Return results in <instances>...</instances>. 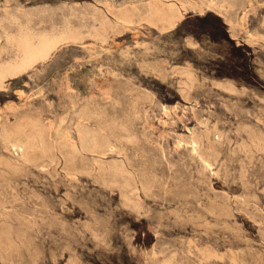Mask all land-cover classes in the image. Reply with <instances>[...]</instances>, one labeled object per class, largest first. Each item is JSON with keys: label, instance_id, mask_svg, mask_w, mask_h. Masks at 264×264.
Wrapping results in <instances>:
<instances>
[{"label": "rangeland", "instance_id": "1", "mask_svg": "<svg viewBox=\"0 0 264 264\" xmlns=\"http://www.w3.org/2000/svg\"><path fill=\"white\" fill-rule=\"evenodd\" d=\"M162 1L187 7L174 27L139 16L101 42L90 35L94 17L144 10L148 0H0V49L3 28L17 31L10 14L31 16L36 32L69 22L81 32L0 87V264L264 263V0H235L227 17L201 10L202 0ZM85 100L99 114L86 123L113 143L106 153L80 145L75 115ZM24 119L49 125L52 156L35 149L23 159L8 147L3 124Z\"/></svg>", "mask_w": 264, "mask_h": 264}, {"label": "bare ground", "instance_id": "2", "mask_svg": "<svg viewBox=\"0 0 264 264\" xmlns=\"http://www.w3.org/2000/svg\"><path fill=\"white\" fill-rule=\"evenodd\" d=\"M151 1V0H150ZM150 1L148 0V4H147V7L144 9V10H139V9H137L136 7H133V8H113L112 7V9H111V11L110 12H112V14H113V18L112 17H109L108 15H101V16H96V17H94V20L96 21V23H94V24H92L91 25V27H90V25H88L89 27H90V35H92L93 37H95L96 39H98L99 41H101V42H105V41H107V39H108V34L110 33V32H115V33H118V32H120L121 30H123L124 28H127L128 26H129V24L130 23H132L133 22V20H134V18L135 17H139L140 16V18L141 19H143V20H145V21H147L148 23H150V24H153V25H155L156 27H158L159 29H161V30H165V29H169V28H172V27H174L175 25H176V23L181 19V17L183 16V11L185 10V8H187V7H184L183 5V7H179V5L177 6V5H175V4H173L172 2L170 3V4H165V3H163L164 1H162L161 0V2H158V0H154V1H152V3H150ZM160 1V0H159ZM178 1V0H177ZM235 0H202L201 2H199V4H198V7L202 10V9H204L205 7H211V8H215V9H217L220 13H222L224 16H230V15H232L233 14V12L231 13V8H233L234 6H235V2H234ZM246 1V0H245ZM179 2V1H178ZM191 2V1H190ZM81 3V2H80ZM147 3V2H146ZM186 3V2H185ZM192 3V2H191ZM106 4V3H105ZM142 4H143V2H142ZM135 6V5H134ZM143 6V5H142ZM144 6H146V5H144ZM192 7V6H191ZM198 8V9H199ZM37 9V8H36ZM66 9V8H65ZM222 10L224 11H226L225 13L224 12H222ZM33 15V14H32ZM24 16V18L26 19L25 20V22H22L21 20H20V16L19 15H16V14H10L9 16L7 15V17H6V19H8V21H10L12 24H14V25H17V31L14 33H11V32H9L6 28H3L4 29V37H5V44H7L6 46L9 48H7L6 46H4V47H2L1 49H0V87H3L4 86V84H5V81H6V78L7 77H9V76H14V75H16V74H19V73H21V72H23V71H25V70H27V69H29V68H31V67H33L37 62L39 63L40 61H45V60H47L48 58H50L51 57V55L53 54V52L61 45V44H63V43H67L68 41H77V40H79L80 38H81V32L79 31V30H77V29H74V28H72V26H70L69 24H71L70 22H69V24H66V26L61 30V31H59V32H49V33H44V32H36L33 28H32V25H31V27H29L28 26V21L30 22V20L32 21V18H31V16H29L28 14H26V13H24L23 15H22V17ZM33 17V16H32ZM68 17V16H67ZM66 17V18H67ZM70 19V18H69ZM140 19V21H142ZM67 20V19H66ZM66 20H65V23H66ZM72 20V19H71ZM138 20V19H137ZM233 19H231V20H229V22L231 23V28H234V24L232 23V22H234V21H232ZM235 20V19H234ZM5 21V20H4ZM139 21V20H138ZM136 22V21H135ZM65 23H64V25H65ZM146 23V22H145ZM237 23V22H236ZM2 24V23H1ZM82 24V23H81ZM136 24V23H135ZM142 24V23H141ZM53 25V24H52ZM134 25V24H133ZM263 25H264V19H263ZM2 26V25H1ZM54 26V25H53ZM53 26H51V27H53ZM73 26H75V25H73ZM83 26V25H82ZM62 27V26H61ZM132 27V26H131ZM130 27V28H131ZM75 28H79L78 26L77 27H75ZM81 28V27H80ZM2 29V30H3ZM82 29V28H81ZM44 30V29H43ZM60 30V29H59ZM160 30V31H161ZM84 31V30H83ZM82 31V32H83ZM86 33V32H85ZM262 35V34H261ZM263 36V35H262ZM2 37V34H0V38ZM72 43V42H71ZM70 43V44H71ZM79 43V42H78ZM59 49V48H58ZM3 52L5 53L6 52V55H7V57H6V55H5V57H4V55H3ZM188 70V69H187ZM184 71V70H183ZM181 74H183V73H181ZM186 74V73H185ZM190 75V74H189ZM188 76V75H187ZM192 76V75H191ZM186 77V76H185ZM189 77V76H188ZM188 77H186V78H188ZM187 80V79H186ZM113 81V80H112ZM188 81V80H187ZM192 82H193V80H192ZM180 83V82H179ZM186 83V82H185ZM181 84V83H180ZM189 84V83H188ZM193 84V83H192ZM228 85V84H227ZM183 86V85H182ZM180 88H182V87H180ZM188 89V88H187ZM189 90V89H188ZM187 90V91H188ZM190 91V90H189ZM104 93H106V91L104 92ZM131 93V92H130ZM136 94V93H135ZM144 94V93H143ZM183 94V93H182ZM187 94V96L185 97V95ZM188 94H189V92L188 93H184V97L185 98H187L188 97ZM105 95V94H104ZM112 95V94H111ZM106 96H107V93H106ZM106 96H105V98H106ZM189 97H190V95H189ZM109 98H111V97H109ZM106 99H108V98H106ZM190 99H191V97H190ZM113 100V99H112ZM91 102V101H90ZM90 102L89 101H86L85 100V102L80 106V108L78 109V111H77V114L75 115V116H77V121H76V131H77V133H78V138H79V142H80V145H81V147L82 148H84V149H89V150H93V152L94 151H98V152H103L104 150L106 151V149H108V148H112V142L111 141H109L108 139H107V137H103L98 131H93L92 129H90V127H89V125L86 123V120H87V118H88V120H89V117L91 116L92 117V115L93 114H95L96 113V110H95V108H93L92 107V105L90 104ZM163 105V104H162ZM168 109H170V107L168 108ZM99 111V110H98ZM164 111H165V109H164ZM163 111V112H164ZM101 112V111H100ZM170 112V111H169ZM134 113H135V111H134ZM104 114V113H103ZM126 114V113H125ZM125 114H123V115H125ZM129 114V113H128ZM95 115H99V114H95ZM135 116H136V113H135ZM90 117V118H91ZM94 117V116H93ZM101 117V116H100ZM129 117V116H128ZM131 117H132V115H131ZM130 117V118H131ZM97 119H98V116L96 117ZM120 118V117H119ZM124 118V117H123ZM126 118H127V116H126ZM139 118V117H138ZM170 118V117H169ZM93 119V118H92ZM118 119V118H117ZM120 119H122V118H120ZM129 119V118H128ZM131 119H135L134 117L133 118H131ZM130 119V120H131ZM25 120V119H24ZM95 120V119H94ZM101 120V119H100ZM124 120V119H123ZM126 120V119H125ZM124 120V121H125ZM132 120V121H133ZM137 120V119H136ZM104 121V120H103ZM121 121V120H120ZM5 122V121H4ZM105 122V121H104ZM103 122V123H104ZM110 122V121H109ZM126 122H129V121H126ZM89 123V122H88ZM97 123H99V121L97 122ZM103 123H101V126L103 125ZM165 123V122H164ZM124 124V123H123ZM128 124V123H127ZM130 124H132V122L130 123ZM107 126H108V124H106ZM120 125V124H119ZM134 125V124H133ZM116 126V125H115ZM124 126V125H123ZM203 126V125H202ZM104 128H105V126H103ZM112 127H114V126H112ZM120 127V126H119ZM126 127H127V125H126ZM204 127V126H203ZM99 128V127H98ZM101 128V127H100ZM111 128V127H110ZM110 128H109V130H110ZM53 129V128H52ZM51 129V130H52ZM106 130H107V128H105ZM120 129V128H119ZM133 129V128H132ZM101 130V129H100ZM117 130H118V128H117ZM196 129H194V131H195ZM257 130V129H256ZM259 130V129H258ZM112 131H114V129L112 130ZM119 131V130H118ZM117 131V132H118ZM120 131H122V130H120ZM119 131V132H120ZM203 131V130H202ZM3 135H1L2 136V138L4 137V139H5V142L7 143V145H8V147H12L15 151L16 150H20L21 151V156H22V158L23 159H26V158H28L30 155H34L35 156V154H31V152L32 153H34L33 152V150H35V149H37V150H39L41 153L40 154H42L43 156L44 155H50V153L51 154H53L54 153V145H55V143H54V145H53V138H52V136H51V133H50V127H49V125L48 124H46L42 119H37V120H33V119H27V120H25V121H23V122H21L20 124L18 123V124H16V125H10L9 124V122H5L4 124H3ZM1 132V133H2ZM134 132V131H133ZM132 132V133H133ZM250 133V132H249ZM111 134H114V132L112 133L111 132ZM119 134V136H120V133H118ZM127 134V133H126ZM126 134H124V135H126ZM198 134V133H197ZM200 134V133H199ZM262 134V133H261ZM260 134V135H261ZM264 134V133H263ZM116 135V134H115ZM122 135H123V133H122ZM121 135V136H122ZM133 135V134H132ZM259 135V136H260ZM199 136H201V135H199ZM218 136V135H217ZM256 136V135H255ZM67 139H66V142H65V144L64 145H72L71 143H70V134H67ZM114 137H116V136H114ZM125 137V136H124ZM163 137V136H162ZM188 136H186V138H187ZM252 137V136H251ZM257 137V136H256ZM109 138V137H108ZM117 138V137H116ZM131 138V137H130ZM134 138H135V135H134ZM140 138V137H139ZM180 138V137H179ZM182 138V137H181ZM188 138H190V137H188ZM187 138V139H188ZM201 138V137H200ZM205 138V137H204ZM220 138V137H219ZM222 138V137H221ZM253 138V137H252ZM138 139V138H137ZM162 139V138H161ZM202 139V138H201ZM65 140V139H64ZM68 140H69V142H68ZM117 140V139H116ZM128 140V139H127ZM130 140V139H129ZM128 140V141H129ZM133 140V139H132ZM163 140V139H162ZM183 140L185 141V139L183 138ZM2 141H3V139H2ZM118 141H119V138H118ZM182 141V140H181ZM187 141V140H186ZM185 141V142H186ZM190 141V140H189ZM192 141V140H191ZM260 141V140H259ZM4 142V141H3ZM2 142V143H3ZM64 142V141H63ZM120 142V141H119ZM262 142V141H261ZM152 143V142H151ZM156 143V142H155ZM160 143V142H159ZM178 143V142H177ZM219 143V142H218ZM263 143V142H262ZM4 144L5 143H3V146H4ZM62 144V143H61ZM115 144V143H114ZM153 144V143H152ZM192 144V143H191ZM199 144V143H198ZM208 144V143H207ZM7 145H5L6 147H7ZM75 145V144H74ZM157 145V144H156ZM161 145H162V143H161ZM164 145V144H163ZM176 145V144H175ZM178 145V144H177ZM180 145V144H179ZM178 145V146H179ZM182 145V144H181ZM200 145H202V144H200ZM205 145V144H204ZM219 145V144H218ZM255 145V144H254ZM5 146L3 147V149L5 148ZM63 146V145H62ZM62 146H60V147H58L59 149L62 147ZM160 146V145H159ZM197 146V145H196ZM220 146V145H219ZM74 147V146H73ZM76 147V146H75ZM80 147V148H81ZM120 147V146H119ZM118 147V148H119ZM162 147H164V146H162ZM209 147V146H208ZM218 146H216V148H217ZM11 148V149H12ZM63 148H65V147H63ZM67 148V147H66ZM121 148H122V146H121ZM121 148H120V150H121ZM153 148H156V147H154L153 146ZM165 148V147H164ZM163 148V149H164ZM213 148H215V147H213ZM229 148V147H228ZM6 149V148H5ZM10 149V150H11ZM71 149H72V147H71ZM75 149V148H74ZM123 149V148H122ZM157 149V148H156ZM178 149H180V148H178ZM194 149V148H193ZM200 149V148H199ZM198 149V150H199ZM201 149H205L204 147L202 148L201 147ZM200 149V150H201ZM218 149V148H217ZM63 150H64V153H65V149H62V152H63ZM68 150V149H67ZM66 150V151H67ZM82 150V149H81ZM87 150H85L84 152L86 153V151ZM126 150V149H125ZM157 150H159V149H157ZM195 150V149H194ZM36 151V150H35ZM52 151H53V153H52ZM70 151L71 150H68V152H69V154H71L70 153ZM72 151H73V149H72ZM75 151H77V150H75ZM111 151V150H110ZM206 151V150H205ZM212 151H214L213 149H212ZM8 152H9V150H8ZM11 152V151H10ZM19 152V151H18ZM18 152H16V153H18ZM58 152L60 153L61 151L60 150H58ZM120 152V151H119ZM160 152V151H159ZM221 152V151H220ZM219 152V153H220ZM35 153H37V152H35ZM56 153V152H55ZM67 153V152H66ZM91 153H92V151H91ZM103 153H106V152H103ZM108 153H110V152H108ZM107 153V154H108ZM123 153V152H122ZM161 153V152H160ZM194 153V152H193ZM202 153V152H201ZM209 153H211V152H209ZM60 154H62V153H60ZM69 154H68V156H69ZM74 154H76V153H74ZM95 154H97V153H95ZM111 154V153H110ZM127 154V153H126ZM191 154H192V152H191ZM215 154V153H214ZM13 155V154H12ZM41 155V156H42ZM56 155V154H55ZM194 155V154H193ZM211 155H213L212 153H211ZM18 156H19V154H18ZM43 156L42 157H40L41 159L43 158ZM50 156H52V155H50ZM61 156H64V155H61ZM67 156V155H66ZM71 156H73V152H72V154H71ZM80 156V155H79ZM126 156V155H125ZM164 156V155H163ZM217 156V158H218V155H216ZM10 157V156H9ZM15 157V156H14ZM13 157V158H14ZM31 158H32V156H30ZM53 157H55V156H53ZM57 157V156H56ZM77 157V156H76ZM205 157V156H204ZM211 157V156H210ZM2 158V157H1ZM4 158H6L7 159V157H4ZM11 158V157H10ZM10 158H9V160H10ZM16 158V157H15ZM63 158H65V156L63 157ZM86 158V157H85ZM94 158V157H93ZM201 158H203V157H201ZM200 158V159H201ZM44 159V158H43ZM51 159H53L52 157H51ZM55 159V158H54ZM53 159V160H54ZM61 159V158H60ZM73 159V158H72ZM78 159H80V157L78 158ZM82 159H84V158H82ZM87 159V158H86ZM97 159V158H96ZM199 159V160H200ZM211 159V158H210ZM13 160V159H12ZM11 160V161H12ZM28 160V159H27ZM36 160V159H35ZM38 160V159H37ZM40 160V159H39ZM45 160V159H44ZM43 160V161H44ZM47 160H49V159H47ZM56 160H58V159H56ZM65 160H67L66 158H65ZM76 160V159H75ZM92 160V159H91ZM122 160V159H121ZM203 160V159H202ZM208 160V159H207ZM215 160V159H214ZM1 161V160H0ZM11 161H10V163H11ZM18 161V160H17ZM25 161V160H24ZM32 161H34V160H32ZM41 161V160H40ZM50 161V160H49ZM81 161H83V160H81L80 159V162ZM89 161V160H88ZM93 161V160H92ZM99 161V160H98ZM119 161V160H118ZM117 161V162H118ZM123 161V160H122ZM127 161H130L129 159L127 160ZM154 161V160H153ZM16 162V161H15ZM15 162H13V163H15ZM21 162H23L22 161V159H21ZM27 162V161H26ZM31 162V161H30ZM54 162H55V160H54ZM66 162H68V161H66ZM75 162V161H74ZM83 162H86V161H83ZM90 162V161H89ZM102 162V161H101ZM100 161H99V164L101 163ZM205 162V161H204ZM204 162H203V164H204ZM211 162V161H210ZM12 163V164H13ZM17 163V162H16ZM15 163V164H16ZM33 163V162H32ZM34 163H36V161L34 162ZM43 163V162H42ZM47 163H50V162H47ZM76 163V162H75ZM105 163V162H104ZM132 163V162H131ZM131 163L129 164V165H131ZM9 164V163H8ZM8 164H6V165H8ZM12 164H11V166H12ZM19 164V163H18ZM17 164V165H18ZM39 164V163H38ZM46 163H44V165H45ZM82 164V167H83V163H81ZM85 164V163H84ZM88 164V163H87ZM98 164V163H97ZM103 164V163H102ZM102 164H100V165H102ZM107 164H109V163H107ZM115 164H116V162H115ZM123 164V163H122ZM128 164V163H127ZM134 164V163H133ZM132 164V165H133ZM210 164V163H209ZM213 164V162L211 163V165ZM3 165H5V164H3ZM16 165V166H17ZM77 165H78V163H77ZM92 165V164H91ZM104 165V164H103ZM114 165V164H113ZM124 165V164H123ZM131 165V167H132V169H133V167L134 166H132ZM208 165V164H207ZM16 166H15V168H16ZM69 166V165H68ZM73 165H71V166H69V167H72ZM79 166V165H78ZM85 166V165H84ZM90 166V165H89ZM98 166V165H97ZM106 166V165H105ZM110 166H112V165H110ZM115 166V165H114ZM117 166V165H116ZM13 167V166H12ZM19 167V166H18ZM20 167H21V165H20ZM23 167V166H22ZM46 167V166H45ZM91 167V166H90ZM89 167V168H90ZM101 167H103V166H101ZM107 167V166H106ZM106 167H103V168H106ZM118 167H120V166H118ZM210 167V166H209ZM123 168V167H122ZM204 168H205V166H204ZM72 169H73V167H72ZM76 169V167L74 168V170ZM85 169V168H84ZM91 169V168H90ZM93 169V168H92ZM111 169V168H110ZM114 169V168H113ZM128 168H126V170H127ZM135 170H136V168H134ZM133 169V170H134ZM139 169H141V168H139ZM14 170V169H13ZM77 170V169H76ZM79 170V169H78ZM94 170H95V167H94ZM101 170H102V168H101ZM124 171H125V168L123 169ZM105 170L103 169V171L102 172H104ZM137 171V170H136ZM140 171V170H139ZM138 171V172H139ZM145 171V173L147 174V170H144ZM144 171H142V172H144ZM108 172V171H107ZM113 172V174L114 175H116V174H119V168H115L113 171H111V173ZM123 172V171H122ZM121 172V173H122ZM149 172V171H148ZM127 173V172H126ZM129 173H130V171H129ZM128 173V174H129ZM132 173V172H131ZM141 173V172H140ZM99 174H101V173H99ZM109 174V173H108ZM123 174H125V172H123ZM101 175H103V174H101ZM101 175H99V176H101ZM120 175V174H119ZM136 175H138V174H136ZM149 175V173L147 174V176ZM3 176V175H2ZM7 176V175H6ZM104 176V175H103ZM117 176V175H116ZM130 176V175H129ZM135 176V175H134ZM144 176H146L145 174H144ZM146 176V177H147ZM151 176V175H150ZM149 176V177H150ZM17 177H19V176H17ZM102 177V176H101ZM107 177V176H106ZM109 177V176H108ZM112 176H110V178H111ZM115 177V176H114ZM114 177H113V180H115L114 179ZM118 177V176H117ZM116 177V178H117ZM122 177V176H121ZM125 177V176H124ZM132 178H135V177H132ZM123 180V179H121V178H119L118 177V180ZM131 179V178H130ZM140 179H141V177H140ZM147 180V178H144L143 179V181H146ZM148 179H150V178H148ZM2 180V179H1ZM0 180V181H1ZM6 180V179H5ZM10 180V179H9ZM8 180V181H9ZM108 180V179H107ZM118 180H116V181H118ZM128 180V179H127ZM102 181H103V178H102ZM137 181V180H136ZM149 182H151L150 180H148ZM2 182H4V181H2ZM1 182V183H2ZM9 182H11V181H9ZM105 182V181H104ZM115 182V181H114ZM113 182V183H114ZM121 182V181H120ZM122 182H124V181H122ZM121 182V183H122ZM142 182V181H141ZM7 183V182H6ZM108 183V182H107ZM116 183V182H115ZM133 183V182H132ZM139 183H140V181H139ZM4 184V183H3ZM118 184H120V183H118ZM123 184V183H122ZM140 184H142V183H140ZM143 184H144V186H147L149 183H147V185H146V183L145 182H143ZM7 185V184H6ZM117 185V184H116ZM134 185V184H133ZM1 186V185H0ZM7 186H9V185H7ZM6 186V187H7ZM122 186V185H121ZM5 187V186H4ZM11 187V186H10ZM2 188V187H1ZM121 188V187H120ZM135 188V185H134V187H133V189ZM142 188H144V187H142ZM148 188V187H147ZM5 189V188H4ZM12 189V188H11ZM123 189V188H122ZM127 189H129V188H127ZM146 189V188H145ZM13 190V189H12ZM124 190V189H123ZM123 190H121V192L123 191ZM126 190V189H125ZM135 190V189H134ZM3 191V190H2ZM14 191H16V190H14ZM128 191V190H127ZM129 191H130V189H129ZM133 191V190H132ZM139 192V191H138ZM146 192V191H145ZM5 192H3V194H4ZM16 193V192H15ZM122 194V193H121ZM128 194V193H127ZM130 194V193H129ZM5 195L6 194H4V196L2 195V197H5ZM14 196V195H13ZM88 196V195H87ZM130 196H134V195H130ZM136 196V195H135ZM6 197H8V196H6ZM9 197H10V194H9ZM12 197V196H11ZM124 197V196H123ZM137 197V196H136ZM18 198V197H17ZM17 198L15 199V201L17 200ZM21 198V197H20ZM125 198V197H124ZM127 198H129V195L127 196ZM141 198V197H140ZM14 199V198H13ZM19 199V198H18ZM9 200V199H8ZM129 200H132L131 198L129 199ZM2 201V200H1ZM11 201H13V200H11ZM7 202V201H6ZM9 202V201H8ZM5 203V202H4ZM15 203V202H14ZM20 203V202H19ZM125 203H126V200H125ZM128 203H129V201H128ZM128 203H126V204H128ZM138 203V202H137ZM16 204V203H15ZM2 205V204H1ZM11 205V204H10ZM9 205V206H10ZM129 205V204H128ZM5 206V205H4ZM12 207V206H11ZM132 207H134V206H132ZM136 207V206H135ZM7 208V207H6ZM14 209V208H13ZM229 209V208H228ZM10 210V209H9ZM18 210V209H17ZM17 210H15V211H17ZM2 211V210H1ZM0 211V212H1ZM4 211V210H3ZM11 211V210H10ZM7 212V211H6ZM26 212V211H25ZM5 213V212H4ZM27 213V212H26ZM28 214V213H27ZM8 215V214H7ZM6 215V216H7ZM9 215H10V213H9ZM8 215V216H9ZM25 215V214H24ZM1 216H3V215H1ZM6 216L4 217V218H6ZM11 216V215H10ZM12 216H15V215H13L12 214ZM20 216V215H19ZM26 216V215H25ZM35 216V215H34ZM30 217V216H29ZM1 218V217H0ZM8 218V217H7ZM12 218V217H11ZM21 218H23V217H21ZM178 218V217H177ZM2 219V218H1ZM13 221H14V223H15V219H17V218H14L13 217ZM25 219V218H24ZM6 220V219H5ZM8 220H10V219H8ZM12 220V219H11ZM19 220V218L16 220V222H19L18 221ZM28 221V220H27ZM22 222V221H21ZM4 223V222H3ZM24 223V222H23ZM8 224H10V223H8ZM7 224V225H8ZM17 224V223H16ZM15 224V225H16ZM29 224V223H28ZM28 224H25V226L27 227L28 226ZM1 225H3L2 223H1ZM6 225V226H7ZM5 226V227H6ZM13 226V225H12ZM2 228V230H3V226H1ZM9 227V226H8ZM16 227V226H15ZM21 227V226H20ZM20 227H18V228H20ZM105 227V226H104ZM22 228H24V225H23V227ZM40 229V228H39ZM7 231H8V228L6 229ZM6 230H5V232H6ZM19 230V229H18ZM24 230L25 231H27V229H25L24 228ZM24 230H23V232H24ZM13 231V230H12ZM15 231V230H14ZM17 231V230H16ZM20 231V230H19ZM4 232V231H3ZM18 232V231H17ZM8 235H10V231L9 232H6ZM15 233V232H14ZM19 233V232H18ZM23 234V233H22ZM1 235H2V233H1ZM11 235H13V233L11 234ZM24 235H26V234H24ZM6 237H8L7 235H5ZM16 236H18V234L16 235ZM15 236V237H16ZM27 236V235H26ZM5 237V238H6ZM21 237V236H20ZM22 237H25V236H22ZM2 239H4V237L2 238ZM10 239V238H9ZM13 239H14V237H13ZM20 239V238H19ZM22 239V238H21ZM1 240V239H0ZM10 240H12V238L10 239ZM26 240V239H25ZM24 240V241H25ZM16 242V241H15ZM15 242H14V244H15ZM2 243V242H1ZM7 243V242H6ZM6 243H3L4 245L6 244ZM8 243H10V242H8ZM22 243V242H21ZM20 243V244H21ZM11 247L13 246V242H11ZM18 244L19 243H17L16 245L18 246ZM4 245H3V247H4ZM6 245H8V244H6ZM8 247V246H7ZM10 247V246H9ZM18 247H20V246H18ZM1 248V247H0ZM14 248V247H13ZM10 249V248H9ZM208 249V248H207ZM4 250V249H3ZM17 250H18V248H17ZM205 250V249H204ZM211 250V249H210ZM210 250H208V251H210ZM7 251V250H6ZM11 251V250H10ZM16 251V250H15ZM14 251V252H15ZM204 252V251H203ZM212 252V251H211ZM5 253V252H4ZM7 253H8V251H7ZM6 253V254H7ZM206 253H208V252H206ZM205 253V254H206ZM156 254V253H155ZM211 254V253H210ZM3 255V254H2ZM8 255V254H7ZM243 255V254H242ZM242 255H241V257H242ZM247 255V254H246ZM4 256V255H3ZM9 256V255H8ZM240 256V255H239ZM245 256V255H244ZM222 257V256H221ZM235 257V256H234ZM247 257V256H246ZM245 257V258H246ZM254 256H252V258H253ZM243 258V257H242ZM202 259V258H201ZM207 259V258H206ZM233 259V258H232ZM235 259V258H234ZM237 259V258H236ZM240 259V258H239ZM251 259V258H250ZM4 260V259H3ZM10 259L8 258V260L7 261H9ZM243 260H244V258H243ZM242 260V261H243ZM210 261V260H209ZM234 261V260H233ZM232 261V262H233ZM245 261V260H244ZM255 261V260H254ZM235 262V261H234ZM259 263V261L257 260V261H255V263ZM242 263V262H241ZM244 263H246V261L244 262ZM253 263V262H252ZM251 263V264H252ZM234 264V263H233ZM262 264H264V263H262Z\"/></svg>", "mask_w": 264, "mask_h": 264}]
</instances>
